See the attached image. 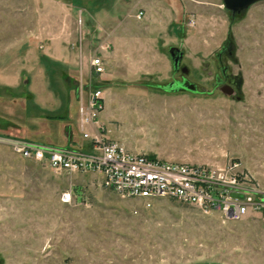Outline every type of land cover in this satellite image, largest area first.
<instances>
[{"label":"rangeland","instance_id":"rangeland-1","mask_svg":"<svg viewBox=\"0 0 264 264\" xmlns=\"http://www.w3.org/2000/svg\"><path fill=\"white\" fill-rule=\"evenodd\" d=\"M230 14L222 0H0V129L86 144L75 66L108 44L83 83L103 91L111 138L166 161H237L264 189V0ZM183 79L195 90L174 89ZM0 264H264V217L146 206L0 143Z\"/></svg>","mask_w":264,"mask_h":264},{"label":"built area","instance_id":"built-area-1","mask_svg":"<svg viewBox=\"0 0 264 264\" xmlns=\"http://www.w3.org/2000/svg\"><path fill=\"white\" fill-rule=\"evenodd\" d=\"M142 11H138L140 17ZM107 46V45H106ZM87 77L104 72L98 54L88 58ZM78 130L86 146L69 147L34 141L17 134H0V143L23 159L41 162L54 171L94 173L100 185L122 196L139 197L146 206L158 197L194 205L204 211H217L225 219L239 220L248 214L264 217V189L254 184L240 163H186L150 157L128 149L109 136L100 119L105 106L101 88L83 83L80 68L76 87ZM63 201L69 193H63Z\"/></svg>","mask_w":264,"mask_h":264},{"label":"water","instance_id":"water-1","mask_svg":"<svg viewBox=\"0 0 264 264\" xmlns=\"http://www.w3.org/2000/svg\"><path fill=\"white\" fill-rule=\"evenodd\" d=\"M258 0H222V3L226 9L230 11L231 18L234 16L235 13L241 11L242 9L248 7L250 4L256 2ZM230 43V40L224 42L223 46H227ZM170 58L172 59V65L174 69H178L180 61L182 59L183 52L175 46H171L168 50ZM231 51L229 50V54ZM183 72H186L185 67H181ZM181 88H188L191 90H195V87L192 83H189L186 79L183 82L178 84Z\"/></svg>","mask_w":264,"mask_h":264},{"label":"crops","instance_id":"crops-1","mask_svg":"<svg viewBox=\"0 0 264 264\" xmlns=\"http://www.w3.org/2000/svg\"><path fill=\"white\" fill-rule=\"evenodd\" d=\"M135 14H137V12H135ZM137 17V16H136ZM107 45V46H106ZM108 47H109V45L108 44H100V46H99V48H100V53L98 54L102 59H103V62H104V56H106V54L108 53ZM171 47V46H170ZM169 47V48H170ZM175 47H177V46H175ZM169 50V49H168ZM95 54H97V53H95ZM80 61L77 63V65L75 66L76 67V74L78 75L79 74V72H80V68L83 70L84 69V71H85V77H87L86 75H87V65H88V61L87 62H85V63H83V58H82V55L80 56ZM172 67H173V65H172ZM174 69V68H173ZM104 70H105V64H104ZM84 77V78H85ZM100 88V87H99ZM103 92V91H102ZM75 96H76V94H75ZM105 99V98H104ZM101 119V118H100ZM103 122H105L103 119H101ZM83 138V137H82ZM75 144H77V145H79V146H82V147H84V146H86V144H81V142L80 141H78V140H76V142L74 141V140H72Z\"/></svg>","mask_w":264,"mask_h":264},{"label":"flooded vegetation","instance_id":"flooded-vegetation-1","mask_svg":"<svg viewBox=\"0 0 264 264\" xmlns=\"http://www.w3.org/2000/svg\"><path fill=\"white\" fill-rule=\"evenodd\" d=\"M223 45H224V43H223ZM179 65H180V64H179ZM178 68H179V66H178ZM183 80H184V79H183ZM183 80H182V81H175V82H173V83H172V86L174 87V89H182V88L179 87L178 84L181 83V82H183ZM217 81H220V79L217 78Z\"/></svg>","mask_w":264,"mask_h":264},{"label":"trees","instance_id":"trees-1","mask_svg":"<svg viewBox=\"0 0 264 264\" xmlns=\"http://www.w3.org/2000/svg\"><path fill=\"white\" fill-rule=\"evenodd\" d=\"M59 117H63V116L60 115ZM8 133H9V132H8L7 130H4V129L1 130V129H0V134H8Z\"/></svg>","mask_w":264,"mask_h":264}]
</instances>
